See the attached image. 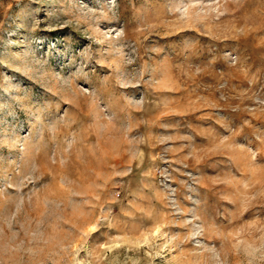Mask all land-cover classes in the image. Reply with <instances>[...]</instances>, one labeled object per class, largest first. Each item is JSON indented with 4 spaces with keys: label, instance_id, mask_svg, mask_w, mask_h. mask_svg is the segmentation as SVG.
I'll use <instances>...</instances> for the list:
<instances>
[{
    "label": "rangeland",
    "instance_id": "374dc122",
    "mask_svg": "<svg viewBox=\"0 0 264 264\" xmlns=\"http://www.w3.org/2000/svg\"><path fill=\"white\" fill-rule=\"evenodd\" d=\"M0 264H264V0H0Z\"/></svg>",
    "mask_w": 264,
    "mask_h": 264
}]
</instances>
